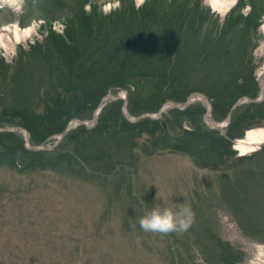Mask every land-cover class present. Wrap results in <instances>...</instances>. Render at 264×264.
I'll return each instance as SVG.
<instances>
[{
	"label": "rangeland",
	"instance_id": "374dc122",
	"mask_svg": "<svg viewBox=\"0 0 264 264\" xmlns=\"http://www.w3.org/2000/svg\"><path fill=\"white\" fill-rule=\"evenodd\" d=\"M82 3L84 10L92 13L93 18H116V13L122 10L128 12L135 8L138 12H148L155 7L161 14L157 19L164 20L175 17V10L180 8L189 23L193 18L198 22L206 21L198 25L200 29H196L194 34L189 31L195 45L199 31L207 37L215 34L217 27L229 30L224 25L226 18L247 16L253 11L260 22L252 47V65L259 86L255 99L262 95L264 0H237L224 13L215 10L209 0H147L139 8L136 0H121V8L107 15L103 9L108 0H62L55 4L51 0H0V32L4 26L13 28L15 24L34 27L32 36L20 41L8 40L7 46L0 45V58L14 63L20 50L43 41L50 31L63 34L69 18H74L73 13ZM235 28L240 39L237 37L233 42V61L230 55L226 65L220 69V76L224 78L230 76L228 72L239 74L241 71L245 23H239ZM4 33L12 36L9 30H4ZM195 45L183 51L185 56L181 55L180 65L185 66L198 57ZM211 67L213 73L215 69L219 70L218 64L206 65L208 70ZM206 69L189 74L179 82L181 84H177L178 90L211 89L216 80ZM0 89L4 95L15 88L12 84H1ZM201 91L189 97L204 95L212 106L209 118L223 125L228 115L216 119L212 101ZM108 94L124 96L126 106H123V111H128L127 89L110 90ZM115 100L110 97L106 104ZM186 101L178 104L183 105ZM169 102L174 101L166 103ZM191 104H200L206 109L203 121L208 128L226 133L231 116L226 126L214 125L213 120H205L208 107L204 101L195 97L186 107ZM175 108L178 107L168 105L159 118L165 114L166 119L173 118L170 110ZM158 112L151 113L152 117ZM98 117L94 126L88 128L96 126ZM133 118L138 117L131 115ZM92 119L93 116L84 120ZM190 123V120L185 121L183 129H190ZM257 128L264 129V121L250 129ZM16 131L23 132L26 138L24 130ZM171 131L181 129L177 127ZM246 132L233 142L236 159L232 160L234 167L231 170L202 168L190 154L165 150L145 155L138 148L140 156H132L124 163L125 167L105 176L94 169L110 171L117 161L123 160L121 154L124 150L115 144L99 145L98 142L85 151L86 160L93 168L88 165L80 168L74 161L69 162L71 165L68 167L58 169L38 167L20 170L9 164L1 166L0 264H214L209 248L216 244L235 250L240 255L236 264H264V141L256 150L242 154L235 145ZM59 135L42 145H53ZM257 152L259 155L254 157ZM101 154L104 158L99 160ZM244 155L250 159H237ZM172 202L190 206L195 213V222L188 231L164 236L144 232L139 227V218L154 204L167 206Z\"/></svg>",
	"mask_w": 264,
	"mask_h": 264
},
{
	"label": "trees",
	"instance_id": "16d2710c",
	"mask_svg": "<svg viewBox=\"0 0 264 264\" xmlns=\"http://www.w3.org/2000/svg\"><path fill=\"white\" fill-rule=\"evenodd\" d=\"M51 1L55 4L62 0ZM158 10L153 7L148 12H138L133 8L117 12L116 18H93L82 3L73 13L74 18H69L63 34L50 31L43 41L28 49L21 48L14 63L1 57L0 85L12 84L15 89L4 95L0 92V126H20L30 133L31 145H42L61 134L72 120L92 118L108 92L122 88L128 90L127 109L131 115L156 113L168 101L183 102L194 92H200L201 88L179 91L177 84L189 74L206 69L207 64H218L219 69L214 73L212 67L206 69L216 82L211 89L201 91L212 101L216 119L226 117L242 97H257L259 86L252 65V47L260 25L256 13L252 11L238 18L230 16L224 22L229 30L217 27L215 34L207 37L199 31L195 45L191 33L206 21L193 18L189 23L180 8L175 10V17L159 20ZM239 23H245L246 38L241 71L239 74L228 72L230 76L224 78L219 72L230 55L233 61V42L237 37L240 39L234 30ZM191 45L196 46L195 52L200 55L182 66L181 55L184 57L183 51ZM13 98L16 99L13 101ZM124 103L123 98L109 102L101 110L95 127L78 125L51 150L28 148L21 131L0 132V167L9 164L20 170L58 169L68 167L72 161L80 168L92 167L85 151L98 142L99 145L115 144L124 150L123 160L117 161L110 171L94 169L105 176L125 167L124 163L132 156H140L138 148L145 155L165 150L190 154L202 168L231 170L232 160L236 159L234 140L264 121V100L245 101L236 106L225 134L205 125L206 109L200 104L170 110L175 119H166L165 114L163 118L145 116L132 121L123 111ZM189 120L190 129H183L184 122ZM177 127L181 131H171ZM258 155L257 152L254 157ZM103 158L98 156L99 160ZM237 159L245 161L250 157L244 155ZM209 250L214 264H236L240 258L230 246L216 244Z\"/></svg>",
	"mask_w": 264,
	"mask_h": 264
},
{
	"label": "clouds",
	"instance_id": "9594fccd",
	"mask_svg": "<svg viewBox=\"0 0 264 264\" xmlns=\"http://www.w3.org/2000/svg\"><path fill=\"white\" fill-rule=\"evenodd\" d=\"M146 2L147 0H136V7L139 8ZM120 8L121 0H108V4L103 11L107 15ZM142 202H144L143 198ZM194 222L195 213L190 206L173 202L167 206H162L159 203L154 204L138 221L139 227L144 232L164 236L171 233H184L192 227Z\"/></svg>",
	"mask_w": 264,
	"mask_h": 264
},
{
	"label": "water",
	"instance_id": "95a60500",
	"mask_svg": "<svg viewBox=\"0 0 264 264\" xmlns=\"http://www.w3.org/2000/svg\"><path fill=\"white\" fill-rule=\"evenodd\" d=\"M110 97H112L113 99H118V98H123V99H125L124 96H120V97H119V96H117V95L108 94L106 97L103 98V100H102L101 103L99 104L98 108L95 110V112H94V114H93V119H92V120H90V121H85V120H81V119H74V120H72V121L68 124V126L65 128V130L59 135L58 140H56V142H54L53 145H50V146H48V147H44V145H30V144H29L30 133H29L27 130H25V129H23L22 127H20V126H6V127H0V132H2V131L24 130L25 133H26V141L28 142V143H27L28 148L33 149V150L51 149V148H53L54 146H56V145L61 141V139L67 134V132L70 131V129H71L74 125L85 124V125L88 126V127H92V126H94V123H95V121H96V118L98 117V115L100 114L101 110H102L103 107L105 106L106 101H107ZM195 97H199L200 100L204 101V102L207 104V107H208V108H207V113L205 114V120H207V121L210 120V122H212L213 119L209 118V116H210L209 113H210V111H211V109H212V106L210 105V103H209V101L207 100V98H206L204 95H202V94H197V95H193V96L189 97L188 100H187L183 105H180V104L175 103V102H169V103H166V104H165V105L159 110L158 114H157L156 116H153V117H154V118H159V117L161 116V114L165 111V109L167 108L168 105H169V106H172V107H178V108L184 109L188 104H190V103L192 102V100H193ZM263 97H264V90L262 91V95H261L259 98H257V99H252V98H248V97H247V98L245 97V98L240 99V100H239L238 102H236L235 105L232 107V109H231V111L229 112L228 117L226 118V120H225V122H224L223 125H222V124L220 125L219 123H217V122L214 121V120H213L212 123H213L214 125L217 124L218 126H226V125L230 122V116H231L232 110H233L236 106H238L239 104H241L242 102H245V101H249V102H251V101H261V100L263 99ZM124 106H126V103H125ZM125 113H126V116H127L130 120H132V121H135V120H137L138 118H140V117H142V116H151V117H152L151 114L146 113V114L141 115V116L138 117V118H133V119H131V115L129 114V112H128L127 110L125 111Z\"/></svg>",
	"mask_w": 264,
	"mask_h": 264
},
{
	"label": "bare ground",
	"instance_id": "6f19581e",
	"mask_svg": "<svg viewBox=\"0 0 264 264\" xmlns=\"http://www.w3.org/2000/svg\"><path fill=\"white\" fill-rule=\"evenodd\" d=\"M237 0H209L211 6L222 13L228 11ZM4 30H9L12 33L10 36L9 33H4ZM34 33V27L28 25L25 27H20L17 24L13 25V28L10 26H4L2 32H0V45L7 46L8 40L20 41L22 38H27L32 36ZM264 141V129H249L246 132V135L242 139H238L235 147L241 151L242 154L249 153L253 150H256Z\"/></svg>",
	"mask_w": 264,
	"mask_h": 264
}]
</instances>
